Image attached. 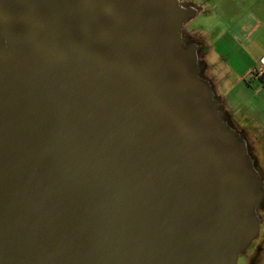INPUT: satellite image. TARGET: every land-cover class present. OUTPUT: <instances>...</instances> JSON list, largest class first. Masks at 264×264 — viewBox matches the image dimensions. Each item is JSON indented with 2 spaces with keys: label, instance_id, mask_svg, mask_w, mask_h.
<instances>
[{
  "label": "water",
  "instance_id": "1",
  "mask_svg": "<svg viewBox=\"0 0 264 264\" xmlns=\"http://www.w3.org/2000/svg\"><path fill=\"white\" fill-rule=\"evenodd\" d=\"M180 19L169 0H0V264H237L264 190Z\"/></svg>",
  "mask_w": 264,
  "mask_h": 264
},
{
  "label": "crops",
  "instance_id": "2",
  "mask_svg": "<svg viewBox=\"0 0 264 264\" xmlns=\"http://www.w3.org/2000/svg\"><path fill=\"white\" fill-rule=\"evenodd\" d=\"M181 1L194 2L186 11L189 21L201 15L206 18L205 31L196 35L203 42L199 49L206 53L213 79L210 102L218 106L217 114L228 132L243 136L246 157L250 160V152L259 155L257 165L264 177V156H260L264 149V75H254L256 69L264 70V0ZM175 9L181 17L182 11ZM173 42L188 51L176 35ZM233 119L243 128H236ZM263 177L260 183L264 186ZM258 242L264 251V236Z\"/></svg>",
  "mask_w": 264,
  "mask_h": 264
},
{
  "label": "rangeland",
  "instance_id": "3",
  "mask_svg": "<svg viewBox=\"0 0 264 264\" xmlns=\"http://www.w3.org/2000/svg\"><path fill=\"white\" fill-rule=\"evenodd\" d=\"M154 1L158 2L160 0H154ZM193 3L186 4L184 1L174 0V7L179 9V11H182L183 15L181 16V19L173 26V32H174L173 36L176 35L177 40L181 42L183 47L189 51V52H183L186 55V57L192 56L195 59V73L197 74L198 79L202 80L205 83L207 90L210 91V94H213V90H211L213 79L211 78L210 68L208 67L209 63L206 59V53L203 51L201 52V50L199 49V46L202 45L203 42H201V40H199L196 35L197 31H205L206 18H205V15L204 16L201 15L197 19L193 21L192 20L189 21L188 17L190 16H187L186 11L189 10V4L193 5ZM220 122L222 123L225 121L220 120ZM233 123L235 124L236 128H240V127L243 128V125L240 124L238 119H233ZM233 134L236 137L237 142L239 143V146L245 149L244 147L245 141H244L243 136H241V134L238 133L237 131H233ZM252 149H255L254 146H252ZM262 150L263 151L261 152L260 156L263 157L264 149ZM249 157H250V161L252 162L251 164H252V168L254 172L256 173L257 177L260 180H262L263 173L257 165L258 163H260L259 155L253 152H250ZM263 180H264V177H263ZM259 184H260L259 188L263 192L264 186L261 183ZM263 194L264 193H262V199L257 200L255 198L252 200V210H251L252 219L257 220L259 222V229L260 228L261 229L258 233V236L250 243V245L246 249H243L240 252L237 264H264V251L263 249H260L259 242H258V240H260V238L264 236V221H263V218H264V199L263 198L264 196ZM258 252H259V255L257 259L254 261L253 255Z\"/></svg>",
  "mask_w": 264,
  "mask_h": 264
},
{
  "label": "flooded vegetation",
  "instance_id": "4",
  "mask_svg": "<svg viewBox=\"0 0 264 264\" xmlns=\"http://www.w3.org/2000/svg\"><path fill=\"white\" fill-rule=\"evenodd\" d=\"M2 43H3L5 49H8V48H10L11 45H13V42L10 41V39L8 38V35H7V37H5V39L2 41ZM257 196L258 195L255 196V193H252V199H255ZM259 252L253 255L254 261L257 259Z\"/></svg>",
  "mask_w": 264,
  "mask_h": 264
},
{
  "label": "built area",
  "instance_id": "5",
  "mask_svg": "<svg viewBox=\"0 0 264 264\" xmlns=\"http://www.w3.org/2000/svg\"><path fill=\"white\" fill-rule=\"evenodd\" d=\"M254 75H256L258 77H262L264 75V70L263 69H256L254 71Z\"/></svg>",
  "mask_w": 264,
  "mask_h": 264
}]
</instances>
